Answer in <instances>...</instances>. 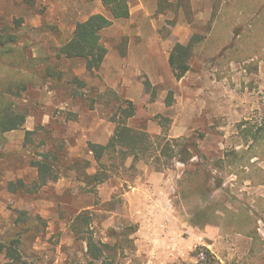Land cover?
Returning a JSON list of instances; mask_svg holds the SVG:
<instances>
[{
	"label": "rangeland",
	"instance_id": "1",
	"mask_svg": "<svg viewBox=\"0 0 264 264\" xmlns=\"http://www.w3.org/2000/svg\"><path fill=\"white\" fill-rule=\"evenodd\" d=\"M9 1L0 0V25L39 61L37 73L48 75L47 65L58 72L14 98L29 116L24 129L6 134L0 146V240L21 238L20 264H264V0H216L212 9L182 0L177 8H161L165 15L151 21L172 49L176 31L205 42L181 80L162 71L165 82L154 87L146 73L139 74L154 89L135 105L128 124L152 136L161 128L162 135V115L149 108L160 91L167 98L171 93L174 119L164 122L165 133L196 144L200 155L184 165L160 152L135 164L114 154L103 167L89 144H107L114 135L113 116L128 100L124 79L114 74L115 82L107 83L100 70L87 73L83 62L59 56L82 10L61 14L35 0L26 2L29 9ZM129 22L103 31L102 44L126 48L119 34L137 28ZM76 77L86 87L74 84ZM174 126L177 138L171 136ZM27 131L34 132L31 142ZM171 149L178 155V144ZM45 152L57 156L60 178L34 193L11 191L9 184L20 179L33 186L38 171L32 159ZM198 167L203 176L189 181L187 173ZM98 172L106 179L99 185L86 175ZM153 174H162L161 180L152 183ZM20 211L28 213V223L16 224ZM84 213L86 236L105 251L98 261L73 231ZM202 237L207 244L220 241L218 255L199 245ZM201 252L206 261L199 260Z\"/></svg>",
	"mask_w": 264,
	"mask_h": 264
},
{
	"label": "trees",
	"instance_id": "2",
	"mask_svg": "<svg viewBox=\"0 0 264 264\" xmlns=\"http://www.w3.org/2000/svg\"><path fill=\"white\" fill-rule=\"evenodd\" d=\"M110 17L102 14L91 16L84 22H78L75 26L72 39L59 49V56L66 60H81L85 62L88 72L99 71L106 59L108 49L102 44V33L113 26L115 20L130 18V0H101ZM163 2L160 4V9ZM213 31L214 24H211ZM18 37L15 33L9 32L7 26L0 25V146L7 142L6 134L23 130L29 114L20 111L14 98L19 97L21 92L28 90L32 85H43L47 77L54 72L58 73L49 65L46 66L48 75L43 76L34 69L35 63L39 62L36 58H29L26 53V46H20ZM205 38L201 35H194L188 44L177 43L169 58L170 67L177 80L183 79L190 71V62L199 52L204 44ZM54 71V72H53ZM59 74H61L59 72ZM74 84L86 87V83L79 78L74 79ZM146 92H151L154 88L150 81H145ZM174 98L172 94L168 96L166 104L172 106ZM123 104L125 106H123ZM136 106L133 102L126 100L123 102L112 121L116 124L114 135L106 145L90 143L89 151L99 167H103L104 160L111 155L117 154L123 163L129 158H133V163L144 160L146 157L160 156L170 159H177L178 162L188 165L200 151L196 144L187 139H171L165 133L168 118L158 116L160 126L164 128V133L158 136L150 135L146 130L136 129L129 126L128 121L136 116ZM34 132L27 131L26 140ZM172 143L178 144L179 153L175 155L173 150H169ZM161 149V151H160ZM173 152V153H172ZM170 153V154H169ZM160 156H158L160 158ZM40 157V158H38ZM32 159V166L38 171L37 181L29 187L24 180L11 182V191H25L34 193L36 190L45 187L48 183L57 181L60 178V168L57 164V156L51 152L38 154ZM88 179H92L95 184H102L106 179L98 172L94 175L86 174ZM203 176V171L198 167L195 172L187 173L188 180L198 179ZM30 218L26 211H20L16 219V224H26ZM87 214L79 215L73 223V231L79 239L87 241L88 254L92 260L98 261L105 253L104 248L99 246L93 237L86 236L85 226H89ZM21 238H12L9 241L0 240V264H20L22 263V253L20 250ZM4 258L5 262H2Z\"/></svg>",
	"mask_w": 264,
	"mask_h": 264
},
{
	"label": "crops",
	"instance_id": "3",
	"mask_svg": "<svg viewBox=\"0 0 264 264\" xmlns=\"http://www.w3.org/2000/svg\"><path fill=\"white\" fill-rule=\"evenodd\" d=\"M15 1L23 2V6L29 9L28 4L26 3L28 0H11L9 2L11 3V5H13ZM35 1L40 3V5L44 4V6L51 7L53 13L55 12V13L63 14L68 9L82 10L81 13L82 15L79 16L78 22H84L88 20L91 16L96 14H102L105 15L106 17L111 18L110 13L107 11L101 0H35ZM161 2H163L162 8L165 9L167 8V10H171L174 7L177 8L178 4L183 1L182 0H130V18L124 20H115L113 26L105 30V31L113 30L116 27L125 25L127 21H130L129 22L130 25L137 26L136 31L134 32H129L126 29L124 33L119 34L120 37H123L125 43L128 42V46L126 48L116 49V48H111L108 45L106 46V48L108 49V54L100 69V73L102 74V76L105 77L107 83L115 82L116 79L114 77L115 76L114 74L118 75L121 81L122 79H124L123 89L125 92V96L127 97L128 101L133 102L136 106H138L143 101L144 98H147L146 95L147 92L145 86L138 80L139 74H141L142 71L146 73V75L150 78V81L152 82L154 87H159L164 84L165 80L164 77L161 75L162 71H164L168 75L171 73L173 74L169 64V58L173 44L171 43L166 44L164 42V40L158 33L159 29L157 26V22L151 21V19L154 17L156 18V16L163 17L165 15L166 11L164 12V14L160 12ZM196 2L205 3L207 8L212 9L214 7V3L216 2V0H192V6L194 7V9L197 8L195 4ZM57 18L55 19V21L57 23H60L62 20L57 21L58 20ZM143 25H148L149 31L148 30L146 31L144 28H142L141 26ZM187 25L188 23H185L186 27ZM74 30L71 35L72 37ZM173 36L176 37V39H178V43L184 45L188 44L189 41L191 40V36L189 33L187 35V33L184 32L182 33L181 31H176L173 34ZM72 37L70 38V40L72 39ZM83 64H85V62H83ZM84 67H85V71L87 73H90L86 69V64ZM175 83H177V81ZM166 99L167 96H165V92L163 90L160 91L158 99L150 104L149 110H156L153 116L162 115L166 118L174 119V117L172 116V110L175 108V105L168 106L166 104ZM178 102H179V98H178ZM160 131L161 128H157L155 133L157 135H160L161 134ZM171 136L175 138L179 137L178 131L175 128V126L171 130ZM102 145H106V144H102ZM161 175L153 174L150 177V181L152 183L159 182L161 180ZM216 237L217 235H214L212 236V239H216ZM202 239L203 237L200 238L201 242H199L200 243L199 245L207 247V249H209L211 253L218 255L221 245L219 243L220 241L212 244H207Z\"/></svg>",
	"mask_w": 264,
	"mask_h": 264
},
{
	"label": "built area",
	"instance_id": "4",
	"mask_svg": "<svg viewBox=\"0 0 264 264\" xmlns=\"http://www.w3.org/2000/svg\"><path fill=\"white\" fill-rule=\"evenodd\" d=\"M206 259H207L206 253L205 252H201L199 254V260L202 262V261H206Z\"/></svg>",
	"mask_w": 264,
	"mask_h": 264
}]
</instances>
